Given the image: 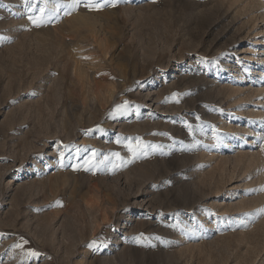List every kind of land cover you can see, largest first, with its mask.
I'll use <instances>...</instances> for the list:
<instances>
[{
  "label": "rangeland",
  "instance_id": "obj_1",
  "mask_svg": "<svg viewBox=\"0 0 264 264\" xmlns=\"http://www.w3.org/2000/svg\"><path fill=\"white\" fill-rule=\"evenodd\" d=\"M27 15L0 0V264H264V0Z\"/></svg>",
  "mask_w": 264,
  "mask_h": 264
},
{
  "label": "snow or ice",
  "instance_id": "obj_2",
  "mask_svg": "<svg viewBox=\"0 0 264 264\" xmlns=\"http://www.w3.org/2000/svg\"><path fill=\"white\" fill-rule=\"evenodd\" d=\"M47 3L48 0H44V5L39 8L38 12H34L35 10V5L31 4V0H23V6L27 9L28 15L27 19L28 21L35 27H41L45 24H47L51 17L59 11L60 7H67L69 9L75 10L78 6L83 4L85 8H88L89 10H100L105 6H115L116 0H70V3L67 5H61L58 2L56 3L55 7L52 10H49L47 8ZM47 13V15H46ZM176 95V94H173ZM120 106H117L119 108ZM149 147L147 145H140L137 144V147L134 149L131 146H129V151H132L134 154L138 150H146V148ZM155 147V146H152ZM264 151V149H262ZM146 154V151H145ZM63 155V153H61ZM95 155V153L93 154ZM114 156H118V153H114ZM89 167H95V164L93 162V158L90 157L86 162H85ZM76 167V166H74ZM115 167V165H114ZM259 191H264V186H262ZM256 215L264 214V207L255 210ZM248 215V214H245ZM28 242L25 240L21 244H16L15 247L17 248H22L24 244H27ZM29 257H37L39 253H37L34 250L29 249L28 252L26 253Z\"/></svg>",
  "mask_w": 264,
  "mask_h": 264
},
{
  "label": "bare ground",
  "instance_id": "obj_3",
  "mask_svg": "<svg viewBox=\"0 0 264 264\" xmlns=\"http://www.w3.org/2000/svg\"><path fill=\"white\" fill-rule=\"evenodd\" d=\"M245 1H246V0H245ZM253 1H254V0H253ZM250 2H251V0H250ZM257 3H258V2H257ZM77 18H79V20H80L79 22H80L81 24H84V25L86 24V22L84 21L85 19H83V16L78 15ZM77 18H76V19H77ZM71 20H73V19H71ZM77 20H78V19H77ZM72 22H73V21H72ZM75 23H76V22H75ZM77 23H78V22H77ZM77 23H76V24H77ZM80 23H79V24H80ZM73 24H74V22H73ZM88 26H90V25H88ZM262 43H263V42H262ZM262 59L264 60V58H262ZM75 71H76V70H75ZM78 71H79V70H78ZM73 72H74V70H73ZM77 74H78V73H77ZM258 75H259V74H258ZM254 90H255V89H254ZM256 90H257V89H256ZM109 92H110V90H109ZM111 92H112V91H111ZM255 92H256V91H255ZM257 92H258V91H257ZM110 94H111V93H110ZM112 96H113V95H112ZM254 118H255V117H254ZM240 130H241V129H240ZM241 131H245V132H247L246 129H245V130L243 129V130H241ZM257 158H258V156H257ZM259 160H260V159H259ZM256 161H257V160H256Z\"/></svg>",
  "mask_w": 264,
  "mask_h": 264
}]
</instances>
